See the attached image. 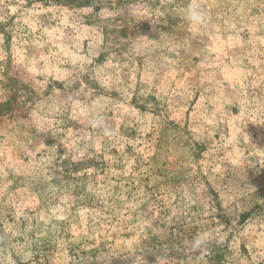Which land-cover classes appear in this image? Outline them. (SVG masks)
<instances>
[{
  "label": "rangeland",
  "instance_id": "374dc122",
  "mask_svg": "<svg viewBox=\"0 0 264 264\" xmlns=\"http://www.w3.org/2000/svg\"><path fill=\"white\" fill-rule=\"evenodd\" d=\"M0 264H264V0H0Z\"/></svg>",
  "mask_w": 264,
  "mask_h": 264
},
{
  "label": "clouds",
  "instance_id": "9594fccd",
  "mask_svg": "<svg viewBox=\"0 0 264 264\" xmlns=\"http://www.w3.org/2000/svg\"><path fill=\"white\" fill-rule=\"evenodd\" d=\"M186 18L192 23L200 24L204 22L205 14L203 13V11L190 5L186 10ZM106 134L109 133L106 132Z\"/></svg>",
  "mask_w": 264,
  "mask_h": 264
}]
</instances>
